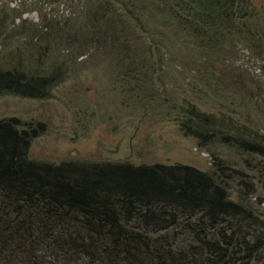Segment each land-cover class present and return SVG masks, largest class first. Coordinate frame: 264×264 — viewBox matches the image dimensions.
Here are the masks:
<instances>
[{
    "label": "trees",
    "instance_id": "1",
    "mask_svg": "<svg viewBox=\"0 0 264 264\" xmlns=\"http://www.w3.org/2000/svg\"><path fill=\"white\" fill-rule=\"evenodd\" d=\"M82 1V9L62 22L55 12H40L35 24L16 10L0 9V96L50 97L58 82L81 75L84 57L93 66L112 32L130 36L119 29L121 17L148 40L133 39L122 46L123 56L112 58L137 108L158 97L149 66L132 56L134 46L148 54L158 50L157 72L168 64L169 48L182 49L169 31L193 40L196 49L206 41L194 36L211 33L218 42L207 46L216 50L223 40L235 54L249 51L239 47L244 42L256 57L264 53V27L251 24L264 25L249 8L254 0ZM170 110L178 111L180 130L200 147L223 144L264 159L261 135L234 118L204 114L187 99ZM35 135L17 117L0 120V264H264V210L232 200L219 182L226 170L221 160L214 159L210 172L131 162L38 163L29 155ZM257 177L263 181L264 173ZM177 229L194 232L188 252L175 248Z\"/></svg>",
    "mask_w": 264,
    "mask_h": 264
},
{
    "label": "rangeland",
    "instance_id": "2",
    "mask_svg": "<svg viewBox=\"0 0 264 264\" xmlns=\"http://www.w3.org/2000/svg\"><path fill=\"white\" fill-rule=\"evenodd\" d=\"M114 1L121 6L119 0ZM82 3V0H0V9L16 10V14H22V20L40 24V12L58 13L53 18L62 22V17H68L71 11L82 9ZM249 8L262 16L261 19L264 17V0H254ZM22 20L18 19L17 23ZM120 21L124 23L119 29H126L130 36L112 32L110 44L94 54L93 66L92 60L84 57L82 61L87 62L77 67L81 75L75 74L63 84L58 82L50 97L1 95L0 120L17 117L36 131L29 155L38 163L131 162L134 165H188L210 172L215 169L216 158L226 167L218 181L230 192L232 200L248 202L255 211L264 210L258 199V196L264 198V179L259 182L257 177L263 176L264 159L223 144L212 145L209 151L200 147L196 138L180 130L174 117L178 111L170 110L187 99L204 114L234 118L238 125L259 133L264 143V53L256 57L257 52L250 49V43L244 42L246 46L241 43L239 47L250 52L238 48L240 53L235 54L232 43L227 45L223 40L222 48L216 50L210 44L207 46L210 40L218 42L211 33L194 36L196 41H206L204 48L196 49L191 45L193 40L169 31V37L182 49L169 48L171 58L157 72L158 50L148 54L134 46L132 56L149 66L147 72L150 69L155 81L153 93L158 97L137 108L132 104L125 81L117 79L119 68L112 67V58L123 56L127 47L122 49V46L131 45V40H148L131 20L121 17ZM251 24L264 27L262 21ZM260 34L264 37V32ZM187 89L189 93L185 92ZM259 171L262 173L258 174ZM176 232L175 248L188 252L194 232L180 229ZM189 257L195 254L191 251Z\"/></svg>",
    "mask_w": 264,
    "mask_h": 264
}]
</instances>
